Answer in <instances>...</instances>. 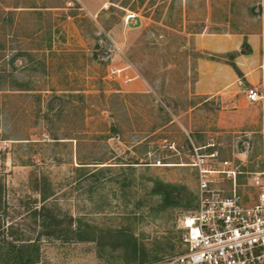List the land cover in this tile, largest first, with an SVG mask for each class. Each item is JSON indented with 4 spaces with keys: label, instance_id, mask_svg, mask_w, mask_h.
Instances as JSON below:
<instances>
[{
    "label": "rangeland",
    "instance_id": "1",
    "mask_svg": "<svg viewBox=\"0 0 264 264\" xmlns=\"http://www.w3.org/2000/svg\"><path fill=\"white\" fill-rule=\"evenodd\" d=\"M199 33L245 34L216 57L255 67L264 0H0V264L26 243L30 264L160 260L197 205L193 144L264 170L260 107L194 93ZM156 179L188 194L167 203Z\"/></svg>",
    "mask_w": 264,
    "mask_h": 264
},
{
    "label": "built area",
    "instance_id": "2",
    "mask_svg": "<svg viewBox=\"0 0 264 264\" xmlns=\"http://www.w3.org/2000/svg\"><path fill=\"white\" fill-rule=\"evenodd\" d=\"M246 97L264 107V91L248 87ZM192 154L197 205L179 217L181 249L146 264H264V170L220 159L214 141L193 144Z\"/></svg>",
    "mask_w": 264,
    "mask_h": 264
},
{
    "label": "crops",
    "instance_id": "3",
    "mask_svg": "<svg viewBox=\"0 0 264 264\" xmlns=\"http://www.w3.org/2000/svg\"><path fill=\"white\" fill-rule=\"evenodd\" d=\"M228 35L229 33L218 35L199 33L196 36L195 43L197 48L209 57L204 56L198 59V77L194 83V93L203 97L204 101L214 97L220 98L222 109H234L232 111L245 116L246 121H248L249 114L244 107L249 104L260 107L261 119L258 123L264 130V107L261 103L249 102L246 94H243L246 92V88L243 87L245 82L248 83V87L264 91V33L263 35H249L252 48L249 56L258 60L255 67L249 64V59L244 54L236 56L234 63L242 75L238 73L234 63L232 64L216 57L218 54L221 55L233 51L241 52L240 46L243 43L245 34L235 33L232 34L233 36Z\"/></svg>",
    "mask_w": 264,
    "mask_h": 264
},
{
    "label": "trees",
    "instance_id": "4",
    "mask_svg": "<svg viewBox=\"0 0 264 264\" xmlns=\"http://www.w3.org/2000/svg\"><path fill=\"white\" fill-rule=\"evenodd\" d=\"M244 44H248V43L244 42ZM234 67L239 72V69L237 68L235 63H234ZM133 163H140V162L135 161ZM79 167H83V166H79ZM153 193L161 195L162 199L167 203H172V202L175 203L176 198L185 197L188 194L187 192L181 190L178 186L164 182L159 179H156V181L153 184ZM43 197L45 199L47 198L45 194ZM15 251L17 252V254H12V255L17 259L18 263H14V264H30L38 260L39 247L37 244L26 243L21 245L20 247H16Z\"/></svg>",
    "mask_w": 264,
    "mask_h": 264
}]
</instances>
